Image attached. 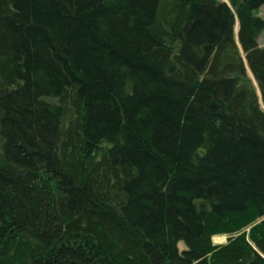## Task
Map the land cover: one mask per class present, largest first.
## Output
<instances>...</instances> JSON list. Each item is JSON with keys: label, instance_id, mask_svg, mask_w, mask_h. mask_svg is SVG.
Returning <instances> with one entry per match:
<instances>
[{"label": "trees", "instance_id": "trees-1", "mask_svg": "<svg viewBox=\"0 0 264 264\" xmlns=\"http://www.w3.org/2000/svg\"><path fill=\"white\" fill-rule=\"evenodd\" d=\"M263 5L0 0V264H264Z\"/></svg>", "mask_w": 264, "mask_h": 264}, {"label": "rangeland", "instance_id": "rangeland-1", "mask_svg": "<svg viewBox=\"0 0 264 264\" xmlns=\"http://www.w3.org/2000/svg\"><path fill=\"white\" fill-rule=\"evenodd\" d=\"M256 13L264 17V5L260 9H258ZM236 31H238V24H237V27H236ZM260 39H261L260 40L261 45L264 46V32H263V35H262V37ZM262 105H263V108H264V104H262ZM253 226H254V224L248 226L244 230L247 231V233H249ZM223 238H224V240H223ZM228 238H229L228 234H217V235H215L213 237V242L216 245L223 244V243L227 242ZM184 247H185L184 243L181 244V248H184Z\"/></svg>", "mask_w": 264, "mask_h": 264}, {"label": "bare ground", "instance_id": "bare-ground-1", "mask_svg": "<svg viewBox=\"0 0 264 264\" xmlns=\"http://www.w3.org/2000/svg\"><path fill=\"white\" fill-rule=\"evenodd\" d=\"M223 240H224V238H223Z\"/></svg>", "mask_w": 264, "mask_h": 264}, {"label": "crops", "instance_id": "crops-1", "mask_svg": "<svg viewBox=\"0 0 264 264\" xmlns=\"http://www.w3.org/2000/svg\"><path fill=\"white\" fill-rule=\"evenodd\" d=\"M261 40V39H260Z\"/></svg>", "mask_w": 264, "mask_h": 264}]
</instances>
